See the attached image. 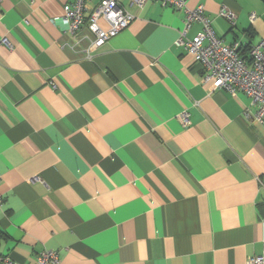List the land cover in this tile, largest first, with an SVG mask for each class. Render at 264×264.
Masks as SVG:
<instances>
[{
    "label": "crops",
    "instance_id": "crops-1",
    "mask_svg": "<svg viewBox=\"0 0 264 264\" xmlns=\"http://www.w3.org/2000/svg\"><path fill=\"white\" fill-rule=\"evenodd\" d=\"M71 1L0 5V256L17 264L46 250L61 264L261 256L264 264L256 104L202 81L204 70L176 45L184 11L119 0L133 21L87 58V41L58 22ZM185 3L202 7L216 36L237 42L246 59L264 38V0ZM95 4L86 3L85 19Z\"/></svg>",
    "mask_w": 264,
    "mask_h": 264
},
{
    "label": "built area",
    "instance_id": "built-area-1",
    "mask_svg": "<svg viewBox=\"0 0 264 264\" xmlns=\"http://www.w3.org/2000/svg\"><path fill=\"white\" fill-rule=\"evenodd\" d=\"M4 0H0V5ZM90 0H72L62 7L59 24L62 33L73 38L86 40L84 52L87 58L100 49L109 40L133 21L134 16L123 7L119 0H95L96 4L85 19L86 3ZM156 2L161 5L184 11V29L176 45L190 54L196 64L204 70L202 81H215L216 88L224 89L232 96L237 93L245 94L256 104L257 110L254 119L264 124V38L249 48L248 58L240 54L237 42L224 44L212 27L210 20L203 14L202 7L193 10L187 8V0H130V6L141 8L146 2ZM222 17L232 22L234 15L222 10ZM251 19L253 16L250 17ZM99 21L107 24V29L101 28ZM199 23L201 30L191 39H185V33L193 24ZM90 32L91 36H88ZM2 39L1 43H6ZM178 119L182 124L188 122V113H179ZM0 196V204H1ZM56 251L46 250L36 254L35 264H61ZM0 264H17L9 257L0 256ZM247 264H263V258H250Z\"/></svg>",
    "mask_w": 264,
    "mask_h": 264
}]
</instances>
